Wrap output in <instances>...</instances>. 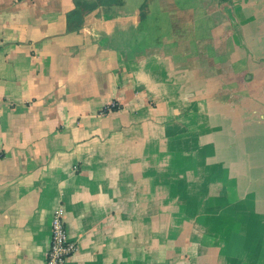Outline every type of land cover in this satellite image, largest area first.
<instances>
[{"label":"crops","instance_id":"crops-1","mask_svg":"<svg viewBox=\"0 0 264 264\" xmlns=\"http://www.w3.org/2000/svg\"><path fill=\"white\" fill-rule=\"evenodd\" d=\"M244 196L264 0H0V264H46L59 209L69 264H227Z\"/></svg>","mask_w":264,"mask_h":264},{"label":"rangeland","instance_id":"rangeland-1","mask_svg":"<svg viewBox=\"0 0 264 264\" xmlns=\"http://www.w3.org/2000/svg\"><path fill=\"white\" fill-rule=\"evenodd\" d=\"M243 200L236 208L224 212L226 232H209L207 239L214 248L222 247L227 264H264V203L251 201L246 196ZM220 205L221 210L229 207L228 203ZM196 221L198 225L203 224V220Z\"/></svg>","mask_w":264,"mask_h":264},{"label":"built area","instance_id":"built-area-1","mask_svg":"<svg viewBox=\"0 0 264 264\" xmlns=\"http://www.w3.org/2000/svg\"><path fill=\"white\" fill-rule=\"evenodd\" d=\"M115 108L112 104L106 111ZM77 244L69 239L66 223L63 218L62 210L55 212L52 220L51 245L47 255L46 264H69V260L77 252Z\"/></svg>","mask_w":264,"mask_h":264},{"label":"trees","instance_id":"trees-1","mask_svg":"<svg viewBox=\"0 0 264 264\" xmlns=\"http://www.w3.org/2000/svg\"><path fill=\"white\" fill-rule=\"evenodd\" d=\"M68 28H70V29H71V25H69V26H68Z\"/></svg>","mask_w":264,"mask_h":264}]
</instances>
